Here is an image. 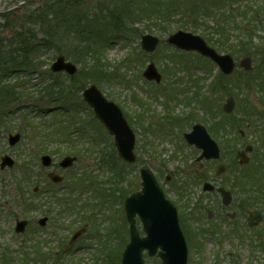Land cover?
<instances>
[{"label": "rangeland", "instance_id": "obj_1", "mask_svg": "<svg viewBox=\"0 0 264 264\" xmlns=\"http://www.w3.org/2000/svg\"><path fill=\"white\" fill-rule=\"evenodd\" d=\"M47 1L0 0V60L3 62L0 66V94L13 91V102L0 104V111H11L6 116L0 112V161L5 154L16 160L12 168H0V264H22L21 249L26 247L29 238L46 240L49 243L46 246L56 247V241L62 237L68 240L74 231L82 227L86 228V232L69 243L73 246L70 260H90L91 264H96L98 261L92 259L103 248V237L110 227L113 234L109 240H112L111 247L113 250L121 249L128 240L124 201L129 194L141 188L142 167L155 172L167 197L176 204L180 214L188 216L191 212L185 226L191 264H264V218L256 226V231H250L251 227L247 224L250 210L259 209L264 214V65L259 66V60L254 58L253 70L244 71L238 63L247 53L239 52L238 46L235 53H231L237 68L229 76V81H217L210 85L214 69H218L215 63L196 52L180 51L165 42L169 34L182 29L208 38L212 46L225 53L217 46V42L225 44L214 32L218 23L222 19L227 20L230 31L224 33V38H228L230 44L238 45L236 40L240 31L237 24H247L252 14L253 20L249 25L256 29L253 43L259 45L263 29L262 22L256 23V20L260 19L257 12L264 6V0H195V4L200 2V9H193L192 0H138V11L133 12L131 8L121 25L115 18L117 13L130 6L125 7L127 0H78L80 5L75 6L74 11L82 17L88 6L95 12L98 9L105 11L106 7L113 13L91 21L88 28L93 29V39L88 48L90 52L84 55L74 39H63L51 47L52 50L43 51L40 46L43 33L37 34L39 40L30 35L31 27H40L38 22L34 23L35 11L38 14V9ZM147 1L153 5H147ZM143 4L150 9L153 7L152 11L149 9L146 13ZM179 9L184 11V15L177 14ZM74 11L73 14L69 12L75 19ZM20 29L24 32L22 46L29 42L39 43L33 50V55L38 57L35 60L37 64L31 63L29 67L20 62H6L8 53H12L9 43L15 41L14 47L20 44L16 42L20 39ZM62 30H67V26L64 25ZM146 33L161 40L155 52L150 54L140 45L141 36ZM109 38L111 40L108 41ZM60 53L78 66L75 76L51 71L50 66ZM151 61L162 73L159 84L148 81L142 75ZM95 64L104 68V77L95 76ZM92 83L122 108L136 133L137 161L134 164L123 163L118 156L115 167L103 164V151H113V137L103 125H100L102 129L97 121L90 120L91 110L86 106L79 108L77 105V111L70 112L73 93L75 97H82L81 88ZM49 85L53 91L51 95H46ZM61 86L73 87L67 99L59 97ZM229 95L234 96L236 107L231 114H226L229 126L221 136L213 120L218 116L219 108L225 114L222 105ZM57 105L60 106L55 109ZM171 112L172 117H168ZM181 118H186L184 122L187 125L182 127L179 124ZM174 123L178 125L166 127ZM195 123H202L207 128L210 126L211 135L221 146L224 161L226 164L230 162L233 167L230 172L239 173L241 182L235 186L237 189L230 206L221 203L217 192L203 191V180L199 175H207L208 180L216 185L223 183L215 175L217 161H196L199 151L181 138ZM93 125L96 129L92 128ZM68 126H73L75 132H68ZM10 133L21 134L14 145L9 144ZM68 134L72 137L67 138ZM70 139L75 140L74 143ZM96 140L99 144H95ZM248 145L253 147L248 152L250 160L248 163L242 161L240 165L237 152L244 151ZM43 154L53 157L54 167L42 166ZM66 155H75L77 161L73 167L62 170L57 167L58 162ZM120 166L121 178L116 179ZM52 168L64 175L63 182L58 185L71 184L75 175L81 174L83 185L80 186V193L67 195L68 189L60 186L59 190L56 186L54 188L60 199L69 198L70 206L43 196L42 204L25 210L18 199V192L23 190L29 197L34 196V186L46 185ZM86 176L94 178L104 192L103 196L90 193L89 185L94 183L89 184ZM167 177L170 179L167 180ZM230 186L234 190L231 180H227L225 187L230 189ZM112 188L122 190V194H116L119 196L117 200L110 197V192L107 195ZM252 190L256 191L255 196L249 192ZM196 202L200 203L198 209L193 208ZM208 210L214 212L211 218L207 215ZM43 216H48L49 220L46 226L41 227L38 220ZM17 219L30 221L24 233L15 232ZM138 224L141 226L140 222ZM237 224L241 226V236L237 235ZM194 228L202 232L203 239L194 236ZM146 264L160 262L148 258Z\"/></svg>", "mask_w": 264, "mask_h": 264}, {"label": "water", "instance_id": "obj_2", "mask_svg": "<svg viewBox=\"0 0 264 264\" xmlns=\"http://www.w3.org/2000/svg\"><path fill=\"white\" fill-rule=\"evenodd\" d=\"M167 41L177 45L179 48L186 50H196L209 57L219 64L221 70L225 74H231L235 69V60L231 54H220L215 48L210 46L206 40L200 35H195L191 32L178 30L171 34ZM142 47L147 51H153L159 43V38L150 34L142 36ZM240 65L246 70L253 68L252 58L245 57L240 61ZM54 71L66 70L70 74L76 72L77 67L71 62H66L64 56H59L53 63ZM144 75L149 79L161 80V74L153 63H151L144 72ZM84 99L93 106L96 115L109 128L110 132L115 135V143L119 154L128 162H134L136 155L134 153L135 134L128 124L122 110L113 101H109L96 85H91L84 91ZM235 107V100L232 96L228 97L223 108L226 112H232ZM190 143H195L204 151L200 158H217L220 156L218 144L210 137L206 128L202 125H195L192 132L185 134ZM20 138L19 134L10 136V143L14 144ZM251 150V148H248ZM240 156L248 158L244 153ZM45 165L50 164L49 156L42 157ZM75 158L66 157L62 162V166H69ZM6 165L13 166L14 159L8 155L2 158L1 167ZM218 175L221 174L225 167L219 164ZM51 178L55 181H61L62 177L57 174H51ZM143 179L142 190L130 195L126 199V214L130 222L131 239L128 243L122 257V264H144V249H148L150 255L158 252L162 258L163 264H187L188 246L184 234L180 228L178 214L175 206L168 200L161 187L159 186L153 172L149 169L141 170ZM208 184L205 188H208ZM224 202H230V193L222 190ZM139 215L142 220L146 236L141 237L136 226V216ZM253 214L251 213V217ZM257 220L261 216L258 212L255 215ZM250 218V223H252ZM46 218L40 221L45 224ZM27 221L17 222V231H24Z\"/></svg>", "mask_w": 264, "mask_h": 264}, {"label": "trees", "instance_id": "obj_3", "mask_svg": "<svg viewBox=\"0 0 264 264\" xmlns=\"http://www.w3.org/2000/svg\"><path fill=\"white\" fill-rule=\"evenodd\" d=\"M74 0H48L47 2L44 3V5L42 7H40L38 9L39 13L36 14L37 11H35V18H34V23L38 22V24L40 25V27H38V29L36 28H30L29 32L30 35L36 39H38V35L39 33H43L44 37L40 38V46L41 48L44 45H49V46H56V44H58V42H62L63 39H68V40H76L77 41V46H78V50H82V55H84L85 53H89L90 50L88 49L91 41L93 39L92 37V30L93 29H89L88 26L92 23L91 21L93 20H97L100 18H104L107 15H113L112 10H108L106 7H104L105 11H103L102 9L99 10L97 12H95L94 10H92L91 7H87L85 12V15L82 17L81 15H79L80 13L78 11H74V9H76L75 6L79 7V1L76 0L73 3ZM195 0H192L191 4L193 9H200L202 7H200V2H198L197 4L194 3ZM129 3L134 5V0H127V2L125 1V7L129 5ZM151 4L153 5V3H150L149 1H147V5ZM145 7V11L146 13H148L150 10L152 11V8L150 9V7L145 6V4H143ZM124 7V8H125ZM134 9H136V6H133ZM208 9V7H206ZM150 9V10H149ZM73 14L74 11V16L75 19L73 17V15L69 12V11ZM161 10V9H160ZM131 12L130 7L127 8V10H122L121 13H117V17L115 18L117 20L118 24H124L125 20H124V16L125 14H127L128 12ZM162 11V10H161ZM180 12H178L177 14L179 15H184V11L182 12V9H179ZM42 12V13H41ZM254 14V13H253ZM220 15V14H219ZM258 17H260V19L256 20V23H260L262 22V29L264 31V6L262 8H260V10L257 12ZM202 16V15H200ZM224 16V15H223ZM255 16V15H254ZM146 17L149 16L147 15ZM222 16L220 15V18ZM252 14L250 15V18L248 20V25L244 24L243 26L242 23H238L237 24V30L240 31V35L238 37V39L236 41L239 42V44H230L229 39L228 38H224V33L226 31H230L229 26L227 24V20H221L218 25L217 28L215 29V33H217L218 35H220V39L222 41H225V44H220L217 42V46H219L221 49H223L224 51H230L235 53V49L236 47H238V51L242 52L245 51L247 54L246 55H251L253 56V58H255L256 60L260 61V65L259 66H263L264 65V32L263 35L260 38V44L259 45H254L253 43V37H254V32H256V29L254 28V26L249 25L252 22ZM158 19V17L156 18ZM247 19V18H246ZM152 20V19H151ZM66 25L67 26V30H62V27ZM246 28H244V26H246ZM23 30L20 29V31H18V35L20 37V39L18 38L16 40V42H19L20 44L16 47H14L15 41L14 42H10V46H11V52L12 53H8V60H6V62L10 61L11 63H19L23 66H31V63L37 64L36 63V57L35 55H33V50L34 48L39 44L37 41L32 43L29 42L27 43L28 45H24L22 46V37H23ZM44 38V40H42ZM29 40H33L30 37H28ZM212 43H214L212 40H210ZM0 43L2 44V42L0 41ZM37 44V45H35ZM234 46V47H233ZM83 47H84V51H83ZM88 51V52H87ZM238 52V53H239ZM21 59V61H20ZM2 61L0 60V66L2 65ZM93 70L95 73L96 77H104L105 74V70L102 66H99L98 64L93 65ZM217 81H222L224 83H227L229 81V76H224L223 74H221L220 72H218L213 80V82L211 83V85L215 84ZM13 90V88H12ZM13 91L11 90H7L2 92V94H0V104L6 102L5 104H7L8 102H11L13 99L11 97ZM63 91L61 90V93ZM46 93L49 95L52 93V90L49 87H46ZM66 93H69V87H66ZM222 124V128H225V125L227 123H225L224 120H222L221 122ZM228 125V124H227ZM49 138V137H48ZM83 181V178H82ZM82 184V182H81ZM21 193H23V191L21 190ZM53 194H55V192H53ZM101 195V193H100ZM22 205L24 207L25 210H28L29 207H33V204L31 202V200H28L26 198L22 197ZM37 206V205H35ZM34 206V207H35ZM24 248V247H23ZM35 251L33 253V255L35 256L34 259L32 260H37L39 258H41L42 260L45 261V257L47 256V253L43 252L42 248L39 247H34ZM24 254H23V264H28L30 263V258H31V254H30V247L28 245H26V247L23 249ZM43 252V253H42ZM112 256L115 255L114 251L111 252ZM110 254V255H111ZM102 258V257H100ZM110 257L108 256L107 259H109ZM99 259V258H98ZM97 259V260H98ZM112 261V258H110ZM106 260V259H105ZM63 261V262H62ZM60 261V264H65V263H69V264H74V262H71L69 260H62ZM107 261V260H106Z\"/></svg>", "mask_w": 264, "mask_h": 264}, {"label": "flooded vegetation", "instance_id": "obj_4", "mask_svg": "<svg viewBox=\"0 0 264 264\" xmlns=\"http://www.w3.org/2000/svg\"><path fill=\"white\" fill-rule=\"evenodd\" d=\"M214 191H216V190H214Z\"/></svg>", "mask_w": 264, "mask_h": 264}]
</instances>
